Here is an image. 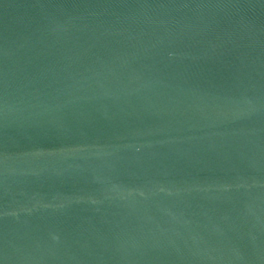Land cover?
<instances>
[{
	"label": "water",
	"instance_id": "obj_1",
	"mask_svg": "<svg viewBox=\"0 0 264 264\" xmlns=\"http://www.w3.org/2000/svg\"><path fill=\"white\" fill-rule=\"evenodd\" d=\"M0 264H264V0H0Z\"/></svg>",
	"mask_w": 264,
	"mask_h": 264
}]
</instances>
